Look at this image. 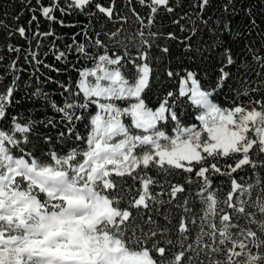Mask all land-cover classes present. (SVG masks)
<instances>
[{
    "label": "snow or ice",
    "instance_id": "1",
    "mask_svg": "<svg viewBox=\"0 0 264 264\" xmlns=\"http://www.w3.org/2000/svg\"><path fill=\"white\" fill-rule=\"evenodd\" d=\"M0 264H264V0L0 11Z\"/></svg>",
    "mask_w": 264,
    "mask_h": 264
},
{
    "label": "trees",
    "instance_id": "2",
    "mask_svg": "<svg viewBox=\"0 0 264 264\" xmlns=\"http://www.w3.org/2000/svg\"><path fill=\"white\" fill-rule=\"evenodd\" d=\"M12 3L13 0H4L3 4L0 5V11L2 10L12 11Z\"/></svg>",
    "mask_w": 264,
    "mask_h": 264
}]
</instances>
